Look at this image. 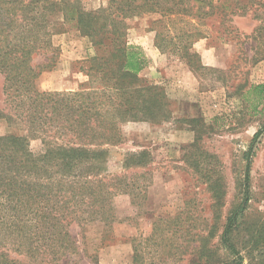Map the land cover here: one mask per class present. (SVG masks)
Returning a JSON list of instances; mask_svg holds the SVG:
<instances>
[{"label":"rangeland","instance_id":"1","mask_svg":"<svg viewBox=\"0 0 264 264\" xmlns=\"http://www.w3.org/2000/svg\"><path fill=\"white\" fill-rule=\"evenodd\" d=\"M108 2L81 0L87 11L107 8ZM212 6L206 7L211 13L203 19L166 23L164 51L156 46L152 30L158 15L127 21L126 41L150 60L140 77L164 89L171 114L161 123H123V141L107 148L101 175L108 180L126 175L135 184L131 195L119 192L113 197L116 221L72 224L75 248L57 262L51 253L31 259L17 250L15 240L0 244V256L29 264H230L221 236L230 214L242 210L245 155L263 129L251 149L250 200L239 219L241 232L235 231L243 264L255 263L243 245L251 235L264 239V88L252 91L264 86V0H213ZM51 21L56 51L42 52L33 63H46L55 54V64L42 72L37 87L47 92L90 91L94 84L89 59L104 53L71 23L56 31L57 23L62 29L60 16ZM185 21L200 34L186 49L193 58L175 50L173 43L180 45V39L172 41ZM3 84L0 75V109ZM8 131L0 121V134ZM31 149L40 153L41 140H32ZM142 151L149 154L148 164L126 168L127 155Z\"/></svg>","mask_w":264,"mask_h":264},{"label":"trees","instance_id":"2","mask_svg":"<svg viewBox=\"0 0 264 264\" xmlns=\"http://www.w3.org/2000/svg\"><path fill=\"white\" fill-rule=\"evenodd\" d=\"M212 4L213 0H109L107 8L87 11L81 0H0V75L4 77L0 121L9 129L0 134L1 245L15 240L17 250L31 259L51 253L57 262L75 248L72 224L84 227L93 221L107 225L116 221L113 197L119 192L131 195L135 184L126 175L109 180L101 175L107 148L123 141V123H161L171 114L164 89L140 77L150 60L140 47L126 41L127 21L158 15L152 30L156 46L164 51L166 23L176 26L185 17L203 19L210 15L205 9H212ZM54 16L61 17V28L73 24L91 39L98 53H104L89 59L88 75L94 84L90 91L47 92L37 87L42 72L55 64V54L46 63H33L52 48ZM55 26L56 31L63 30L58 23ZM179 32L172 41L181 43H173L174 48L189 56L188 44L200 34L190 21ZM263 88L255 86L252 91ZM262 133L263 129L255 134L251 149ZM37 139L43 145L38 154L31 149V141ZM251 149L245 155L242 210L230 214L221 236L232 257L230 264H243L235 231L241 232L239 219L250 200ZM148 157L147 151L129 154L124 165L145 167ZM261 246L264 239L252 235L243 245L254 264H264L259 261L264 259ZM0 264L29 262L0 256Z\"/></svg>","mask_w":264,"mask_h":264}]
</instances>
